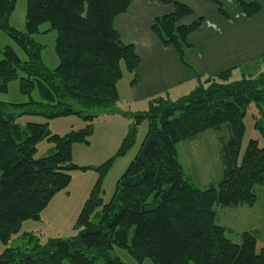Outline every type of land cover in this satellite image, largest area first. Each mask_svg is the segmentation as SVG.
<instances>
[{
  "label": "trees",
  "instance_id": "trees-1",
  "mask_svg": "<svg viewBox=\"0 0 264 264\" xmlns=\"http://www.w3.org/2000/svg\"><path fill=\"white\" fill-rule=\"evenodd\" d=\"M157 1L172 10L154 18L150 30L162 45L174 50L182 66L191 69L185 52L191 49L189 37L203 19L183 25L193 14L187 5ZM15 2L0 0V30L16 40L26 60L21 61L10 47L2 50L0 94L19 78L23 94L30 95L38 87L45 102L11 105L0 101V241L4 244L23 222L38 221L52 197L68 187L70 172L78 169L71 160L72 143L86 141L91 121L116 106L121 64L130 73L139 66L133 45L124 44L114 27L131 0H26L25 33L8 22ZM262 4L264 0H238L236 5L250 17ZM218 13L227 18L220 5ZM44 23L56 35L58 65L52 71L42 63V46L32 39ZM230 73L228 69L205 78V87L197 78L196 90L177 102L162 97L151 100L148 111L136 116L137 122L147 121L148 132L110 201L102 204L94 195L86 202L77 222L82 230L76 237L40 245L31 236L32 248H7L0 264H94L98 260L124 264L110 256L115 248L124 250L136 264H264V248L256 252L252 233H242L236 244L216 224L215 206L251 207L257 185L263 186L264 195V148L249 141L238 163L243 118L251 103L259 110L255 128L264 140V75L233 83ZM11 108H25L22 113L47 120L77 115L89 124L86 131L58 137L47 131V122L19 127ZM223 125L230 137L220 151L222 178L214 186L197 188L184 175L177 147ZM43 138L54 144V152L34 159L35 147ZM97 207L101 211L93 222L91 215ZM262 211L264 216V204Z\"/></svg>",
  "mask_w": 264,
  "mask_h": 264
},
{
  "label": "rangeland",
  "instance_id": "rangeland-1",
  "mask_svg": "<svg viewBox=\"0 0 264 264\" xmlns=\"http://www.w3.org/2000/svg\"><path fill=\"white\" fill-rule=\"evenodd\" d=\"M177 1L190 7L192 13H194L191 17H188L190 20L186 18L181 22L183 25L190 24L200 15H204L205 19L203 21L213 22V20H217L218 25L226 26V23L222 24L216 17L219 14L218 7L220 5L227 16L233 17L229 20L237 25L236 29L239 34L245 38L251 34L255 35L249 41H245L241 46L235 48L236 58L241 63L227 66V68L219 71L231 69L229 82H239L243 79L256 80L264 75V42L257 32L252 29L260 26L263 22V4L255 15L247 17L238 11L236 5L238 0ZM239 1L251 2L250 0ZM26 7V0H16L14 9L8 19L9 25L20 33L26 32ZM48 29V23L41 24L38 27V33L33 35L32 39L42 46L40 52L42 63L48 70L52 71L58 65V57L54 50L56 35L54 31H48ZM197 40L198 38H195V41ZM193 41L194 38H189L191 44ZM5 47L12 48L21 61L26 60V56L16 40L0 30V57ZM168 48L173 51V55L179 62L174 50ZM186 52L185 61L189 64ZM193 56L195 55L192 54L191 57ZM191 62L193 64V61ZM121 69L122 77L117 83L118 102L116 106L112 111L99 114L91 121V133L85 138L86 141L72 143L71 160L78 169L70 172L71 179L68 187L52 197L47 206L41 211L38 221L23 222L20 231L13 235L7 244L0 241V255L7 248H18L19 250L32 248L31 236L36 238L40 245L51 239L67 240L76 237L82 230L81 227L77 226V222L86 202L96 195L102 204H107L114 195L117 181L140 149L148 132V123L146 120L137 122L136 116L144 115L149 109V102L153 99L162 97L172 103L191 94L189 90H184V88L188 89L191 86V82L186 81L176 85V87L168 88L167 92L161 96L146 97L142 92L144 89L139 87L138 84L136 85L138 80L136 75L128 72L123 64H121ZM20 76L21 73L19 72ZM198 78L201 85L205 87L206 84L203 83L205 78L203 79L199 75ZM133 79L136 80L134 83ZM144 85L146 84H141L142 87ZM197 86L193 88L192 92L196 90ZM31 100L37 103L45 102L38 87H35L30 95L23 94L20 91L19 78L10 81L6 93L0 94V101L11 105H25ZM10 110L14 114L15 122L19 127L24 128L27 123L43 124L47 122V131L58 137H66L72 132L86 131V126L89 124L88 121L77 115H66L47 120L38 115L22 113L25 108H11ZM258 118L259 110L251 103L243 118L245 130L241 140L238 163L249 141H257L258 146L264 148V140L255 128ZM229 137V129L226 125H223L218 130H209L192 140L179 143L177 147L178 158L182 164L184 175L197 188L206 189L211 185L214 186L222 178L223 165L220 151ZM35 148L34 159L47 157L54 152V144L46 138L39 141ZM253 191L256 200L251 207L243 205L225 209L215 206L214 210L216 212V224L225 229L227 237L233 243L240 244V235L244 232H250L256 238V252H258L264 248L263 186L257 185ZM100 211L101 207L95 208L94 213L91 215L93 222L98 220ZM110 256L118 258L124 264H136L124 250L115 248L110 251ZM63 264L68 263L65 261ZM94 264L103 263L98 260ZM143 264L151 263L145 261Z\"/></svg>",
  "mask_w": 264,
  "mask_h": 264
},
{
  "label": "crops",
  "instance_id": "crops-1",
  "mask_svg": "<svg viewBox=\"0 0 264 264\" xmlns=\"http://www.w3.org/2000/svg\"><path fill=\"white\" fill-rule=\"evenodd\" d=\"M208 1L210 0H205ZM171 10L170 6L161 5L157 0H131L128 10L114 21L115 30L119 33L121 41L133 45L139 57V66L134 74L138 79L136 85L144 89L142 92L146 97L161 96L168 88L186 81L191 82V86L184 90L192 92L198 85V75L204 79L227 66L240 64L241 61L235 55V48L255 36L251 34L245 38L237 32V25L229 20L233 17L225 18L217 14L218 21L226 23V26L218 25L217 20L213 22L206 20L190 35L189 38H194V41L190 43L191 49L186 52L188 65L191 67L187 69L179 64L173 51L162 45L150 30L154 18L169 14ZM199 17L205 19L204 15ZM262 21L260 26L252 29L264 42V18ZM195 38L198 40L195 41ZM192 54L195 56L191 57ZM142 83L146 85L142 87Z\"/></svg>",
  "mask_w": 264,
  "mask_h": 264
}]
</instances>
